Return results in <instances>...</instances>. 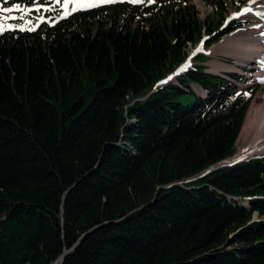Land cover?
Returning a JSON list of instances; mask_svg holds the SVG:
<instances>
[{
  "label": "trees",
  "instance_id": "trees-1",
  "mask_svg": "<svg viewBox=\"0 0 264 264\" xmlns=\"http://www.w3.org/2000/svg\"><path fill=\"white\" fill-rule=\"evenodd\" d=\"M210 22L122 1L0 34V264H264V156L187 183L236 154L258 87L192 65L155 89Z\"/></svg>",
  "mask_w": 264,
  "mask_h": 264
},
{
  "label": "rangeland",
  "instance_id": "rangeland-1",
  "mask_svg": "<svg viewBox=\"0 0 264 264\" xmlns=\"http://www.w3.org/2000/svg\"><path fill=\"white\" fill-rule=\"evenodd\" d=\"M8 1L9 0H3V3H0V8H6V7L11 8L13 7V5H19V9H14L10 13L0 12V23L4 25V31L0 32V34L7 30H12V29L20 30L19 27H15L16 25H22L24 30L35 29L43 22L54 23L57 19L61 17H66L71 13H74L79 10V9L75 11L71 10L70 5L69 4L65 5L63 0H60L59 3H57V0H29L28 4L17 3V4L6 5L8 4ZM143 2L152 3L149 2V0H143ZM252 2L253 0H223L221 9L217 10L216 7H213L212 5L205 3L201 0H193L195 9L198 12V17L202 22L210 20L211 24L217 26V24H219L218 22L220 21V16L218 18L216 17L217 12L221 11V13H224V21H222V23L219 24L218 27H215L216 28L215 33L211 37H207L208 38L207 41H212L217 35H220L222 37L219 42L213 44L210 47L204 48V53L199 54L197 56L191 57L197 47L191 48L190 46H188L186 50V55H187L186 60L191 57V59L189 60L190 64L205 66L208 72L210 71L217 72L219 69L218 72H221L222 74H226V73L238 74L241 77V79L245 81L243 85L254 84L258 87L254 100L250 104V107L247 111L248 114H246L247 116L245 117V121H244L245 122L244 125H246V123L248 122V129L252 125H257V122L260 121L258 119V116L264 117V83L261 81L251 80L252 79L251 76L253 73L251 74L249 73L253 71L254 72L257 71V67L256 65H254L253 62L254 60H247L246 62H237L234 59V57H232L231 55L232 46H230V44L234 43L233 41L237 37V36L235 37L234 34L245 28L247 25V22L245 20H242L238 17L242 12L243 5H249ZM38 6H42V7H40V10L37 12L35 11V8ZM30 9L31 11H29ZM4 17H9V18L4 19ZM11 17H16L17 19H11ZM19 17H23V19H19ZM39 17H42L43 19L42 20L38 19ZM236 24L241 25V27L231 33L225 34L226 32L230 31L229 29L230 26ZM223 68L225 69L229 68L230 70L220 71V69ZM256 73H260V71L259 72L257 71ZM263 73L264 72H262L261 75ZM254 77L255 75L253 76V78ZM182 99L185 102H189L193 99V97H183ZM241 136H242V131L238 138V141L236 142V149H237L236 155L240 152V150L243 147ZM263 155L264 152H260L257 154L254 153L251 156L249 157L246 156V157L252 158ZM252 218L254 220H257L259 217L257 214H253ZM262 220H264V217L262 218Z\"/></svg>",
  "mask_w": 264,
  "mask_h": 264
},
{
  "label": "bare ground",
  "instance_id": "bare-ground-1",
  "mask_svg": "<svg viewBox=\"0 0 264 264\" xmlns=\"http://www.w3.org/2000/svg\"><path fill=\"white\" fill-rule=\"evenodd\" d=\"M116 1H121V0H115V2ZM68 4L70 5L71 10H73V8L78 10L82 8H91V7L103 5V4L92 5V4H74V3H72L71 5L70 2ZM248 6L249 9H251V11L244 13L243 10L238 16L240 19L245 20L247 22V25L245 28L238 31L239 33L236 32V34L238 33L237 35L234 34L235 37L236 36L237 37L233 41L234 43L230 44V46H232L231 55L232 57H234V59L237 62H246L247 60H254L253 61L254 65H256L257 71L258 72L260 71V73H256L257 71L250 72L249 74L253 73L251 76L252 77L251 80L261 81L264 83V73L261 75V73L264 72L263 71L264 70V35H261V33H264V0H257V2L255 3L252 2ZM221 70L229 71L230 69L223 68L220 69V71ZM218 71L217 72L210 71V72L211 73L213 72L214 74L221 73ZM254 75L255 77L253 78ZM258 119L260 121L257 122V125H252L249 129H248V122L246 123V125H244L245 122L243 123V127L241 129L242 131L241 140L243 147L235 158L237 159L244 158L254 153L257 154L260 152H264V117L258 116Z\"/></svg>",
  "mask_w": 264,
  "mask_h": 264
},
{
  "label": "snow or ice",
  "instance_id": "snow-or-ice-1",
  "mask_svg": "<svg viewBox=\"0 0 264 264\" xmlns=\"http://www.w3.org/2000/svg\"><path fill=\"white\" fill-rule=\"evenodd\" d=\"M60 0H57V3H59ZM64 4L67 5L69 2L74 3V4H107V3H113L115 2V0H63ZM130 2L132 3H142L143 0H130ZM149 2H154V0H149ZM257 2V0H253V3ZM40 7L42 6H38L35 8V11H39ZM14 9H19V5H13V7L11 8H0V12L2 13H10L11 11H13ZM76 9L73 8V11H75ZM31 11V9L29 10ZM246 12H250L251 9H245ZM9 17H4V19H8ZM11 19H17L16 17H11ZM19 19H23V17H19ZM38 19H43L42 17H39ZM12 27V26H10ZM15 27H19L20 30H24L22 25H16ZM29 30H33V29H29ZM4 31V25L2 23H0V32ZM261 35H264V33H261ZM197 51H200V49L198 48ZM190 59V58H189ZM184 68H181L180 71H183ZM172 77H169V79H171ZM161 83H166V81H162ZM239 95V93L237 94ZM244 95H250V93H244Z\"/></svg>",
  "mask_w": 264,
  "mask_h": 264
},
{
  "label": "water",
  "instance_id": "water-1",
  "mask_svg": "<svg viewBox=\"0 0 264 264\" xmlns=\"http://www.w3.org/2000/svg\"><path fill=\"white\" fill-rule=\"evenodd\" d=\"M205 72H208V71L205 70ZM208 73H211V72H208ZM211 74H214V73H211ZM174 75H176V74H174ZM217 76L222 77V76L219 75V74H217ZM171 77H173V76H171ZM160 84H161V83H160ZM158 85H159V84H158ZM236 159H237V158H235V156L232 157V158H230V159H227V160H225V161H223V162H221V163H219V164H217V165H215V166L209 168L208 170H206V171L203 172L202 174H200V175H198V176H196V177H194V178H191V179L187 180V183H190V182H192V181L197 180L198 178H200L201 176H203V175L209 173V172L212 171L213 169H219V168L225 167V166H227V165H231V164H233L235 161H236V162L239 161V160H236ZM67 253H68V252L66 251L65 254L60 258V261H62L63 257H64Z\"/></svg>",
  "mask_w": 264,
  "mask_h": 264
}]
</instances>
